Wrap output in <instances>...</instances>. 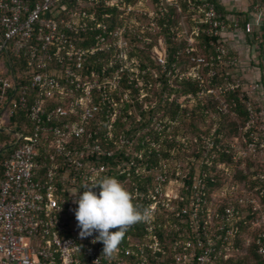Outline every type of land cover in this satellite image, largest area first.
Listing matches in <instances>:
<instances>
[{
  "label": "built area",
  "instance_id": "built-area-1",
  "mask_svg": "<svg viewBox=\"0 0 264 264\" xmlns=\"http://www.w3.org/2000/svg\"><path fill=\"white\" fill-rule=\"evenodd\" d=\"M73 1L78 4H70ZM199 1L214 4L210 0ZM217 1L224 4V0ZM248 2L257 4L250 11L255 22L248 21L242 30L263 46L259 61L264 66V0ZM95 5L82 4V0H0V133H13L8 121L14 117L23 116L30 123L26 122L22 131H14L17 139L5 149L8 155L2 163L0 264H242L238 262L241 257L236 259L233 254L247 255L252 246L256 247L259 261L264 263V232H257L248 240L244 251L236 248L234 241L244 219L236 205H248L254 211L261 205L263 210L258 211L264 218V205L260 203L264 200L262 171L251 172L253 181L258 183L254 188L248 184L231 187L230 192L229 188H220L216 197L227 206L224 215L215 214L211 219L209 211L203 209L208 192L202 178L205 175L189 177L192 184L187 185L183 178L189 173L183 176L184 170L176 162L175 168L166 170L165 176L157 175L153 179V185L147 187L148 193L135 189L131 196L135 207L141 209L145 238L124 236L127 227L118 248L106 255L99 251L103 242L96 240L98 233L81 237L75 217L77 197L73 194L78 191L82 194L86 190L82 185L105 178L107 169L94 165V157L113 156L111 150L104 151L92 141L98 130H92L91 126L108 120L109 134L105 136L112 139L111 129L119 113H111L113 101L106 91L109 86L112 90L117 88L119 73H129L130 77L135 73L140 75L138 64L130 65L133 61L129 59L131 50L126 43L122 44L125 49L109 57V62L99 57L100 54L110 56L114 39L107 38L108 23L99 19L96 12L86 9ZM208 7L205 17H199L200 24L207 25L206 33L222 37L231 27L213 6ZM241 18L233 20V30L241 28ZM123 32L124 28H118L114 37L121 39ZM196 32L199 33V27ZM217 51L220 63L227 60L243 72L241 59L232 60L224 45ZM197 61L205 62L202 58ZM100 62L105 64L102 70H95ZM159 62L165 68V60L160 58ZM115 63L120 67L112 74L110 69ZM228 87L229 91H240V100L247 103L248 120L242 128L247 137L245 150L230 145L226 154L234 161L232 153L235 152L241 158L239 163H246L249 157H260L264 165L261 84L240 78ZM121 142L128 146L124 149L127 154L131 144ZM131 165L137 167V173L142 172V165L137 166L135 162ZM226 165L220 162L217 168L223 169ZM168 172L180 180L170 179ZM93 191L98 193L99 186ZM177 201H188V204L177 210ZM144 202L146 208H143ZM161 212H168L170 224L173 221L185 224V218H190L189 226L185 225L180 232L186 240L177 241L171 250L165 248L156 232L155 223ZM201 215L207 218L204 223ZM254 225L257 226L256 221L249 228ZM257 262L253 259L250 264Z\"/></svg>",
  "mask_w": 264,
  "mask_h": 264
},
{
  "label": "trees",
  "instance_id": "trees-1",
  "mask_svg": "<svg viewBox=\"0 0 264 264\" xmlns=\"http://www.w3.org/2000/svg\"><path fill=\"white\" fill-rule=\"evenodd\" d=\"M210 1L214 4H202L199 0H192V4H190L188 0H82V4H96L93 8L88 7L86 9L90 12H96L99 19H104L108 23L109 33L107 38L109 41L112 37L114 39L112 44L114 45L112 48L113 52L109 53L110 56L100 54L99 57L108 59L107 62H109V57L113 58L116 53L125 49L122 44L126 43V47L131 49L129 59L138 63L136 68L140 71L139 77L133 80H131L129 73H119L117 76L119 79L117 88L112 90V86L108 87L106 93H108L113 101L111 113L113 115L119 113L117 115V120L111 129L113 137L112 139H109V137L105 136L109 134L107 128L108 120L103 119L102 124L100 123L101 125L99 124V126H96V123L92 124V130H98V134L93 136L92 141L100 144L104 151L111 150L113 156L94 157L92 162L98 168L102 166L105 167L107 169V174H103L104 177L116 178L119 180L125 185V188L129 191L131 196L135 189L148 193L147 187L153 185V178L157 175L165 176L166 170L171 171L170 168H165L166 163L169 165V163L184 162L187 164V168L183 172V176H186V172L189 174H187L186 178H183V181L187 185H191L192 180H189V177L192 178L197 174L200 176L205 175L206 177L204 176L202 178L207 183L208 192L205 196L207 204L203 209L207 211L208 207L212 206L215 209V214L222 216L224 215L227 204L221 203L215 207L216 202L219 203L215 194L220 188L226 186L225 182L227 177L223 172L225 170L218 169L217 165L220 162L227 163V166L233 163L232 157L226 154V151L230 149V144L224 143V140L237 137L240 126L245 125L247 122V103L240 100L239 90L225 91V84L228 82L232 83L233 77L228 71L223 70V72H220L218 67L219 52L217 51V48L220 47V45H224L226 51L234 56L236 52L233 50V43L224 40L223 35L222 37H214L213 35L206 33L207 25L200 24L197 19L194 20V16L200 15V17L204 18V12L209 8L208 6H213L216 12L221 15V18L231 27V29L233 20L237 17H242L241 20L243 21L240 20V29H242V27L248 22V13L230 14L226 12V9L222 4H218L217 0ZM70 4L78 3L73 1L70 2ZM107 4L114 5L109 6ZM122 4L128 7H125L122 10ZM142 4H153L154 9L157 12L159 11L161 4H168L170 7L171 4H174L176 10L174 12V9L171 8L170 12L164 15V17H161L159 21H157V17L153 19L150 18L146 12L141 13L142 17L148 20L149 26L143 31L142 29H144V26H135L136 23L131 22V18L129 21L123 19L124 12L127 11L129 6L136 7ZM254 5L257 4L251 5V8L249 9L251 12ZM260 6L261 10L262 4H260ZM177 8L182 10L180 12L182 15L186 14L188 16V22L191 24V36H194V40L197 43L195 52L190 48L188 39L186 40L180 36L178 37V33L175 32V30L179 31V22L174 18V15L178 12ZM153 21H157L160 27L155 26ZM152 26L159 30L157 35L149 32L153 30L151 28ZM120 27L124 28L121 39L119 37H114V33ZM197 27H199V33L195 36V29ZM148 32L150 34H148ZM161 35H164L167 54V61L165 64L166 69L164 73H161L163 66L159 65L149 54V51L154 46V38ZM140 45H145V47H141ZM200 58H204L205 60V62L201 64L203 66L202 73L204 75H210L212 72L214 73L209 77L210 82H208V86L222 90L225 102L230 106L228 114L223 113L216 102L209 100L211 99L209 94H203L200 96L203 90L205 92L209 91V89L204 88V83L202 84L201 80L194 76L189 78L183 77L180 79V74H184L183 70L176 74L178 68L184 65H192V63H194L192 61ZM103 65H105L104 62L98 63L95 65V70L101 71ZM15 66L17 67V65H14V67ZM119 67L120 64L115 63L110 69V72L115 74ZM170 71L172 74L167 76ZM174 76V84L169 83ZM139 79H142L143 81V86L141 87L138 86ZM200 84L203 85L202 87L204 89L201 88ZM126 96L128 97V100H126ZM190 97H192L193 100L195 99L193 109L189 110L186 109V107L185 110H183L185 103L187 106V101ZM181 99L184 100V103L180 102ZM108 107L110 108V106ZM158 117L161 118L159 119ZM211 119V124L215 127V132L211 135L207 134V137H204L203 135L206 134L200 133L198 127L199 123L205 124ZM154 120H157L158 122L156 125H154ZM8 122L13 133H0V152L9 148L10 145L16 141L17 137L15 136L14 131H22L27 121L23 116H19L11 118ZM185 122H190L189 133L197 135L195 143L191 142L192 144H188L187 147L190 149L193 145H199V150L191 155L188 154V150L183 149L185 145L177 148V142H175L176 136L172 139L167 134L169 128L176 129L175 125H178L179 123L178 127L180 129ZM27 124L30 125L28 122ZM185 126H187V124H185ZM208 132L210 133V131ZM121 141L131 144V149L127 154L124 152V149L128 146L121 144ZM206 141L212 143L211 148L204 147V145H209ZM205 153L206 155L204 156L203 154ZM7 155L8 152L0 154V178L2 176V163ZM200 158L204 159L199 163L200 166L197 167L196 160ZM206 160H209V165L206 164ZM132 162H135L137 166L142 165V172L137 173V167L132 166ZM250 166L252 165L247 160L246 170H231V173L233 174L232 177L236 178L233 180L236 185L243 187L245 184H248L252 188L258 185V183L252 179L253 174L249 172ZM198 168L199 171L197 170ZM169 174L170 172H168V177ZM172 177H174V175ZM132 183L133 186H131ZM126 185L128 186L126 187ZM260 203L264 205V200H260ZM175 204H177L176 208L179 210L188 204V201H177ZM146 206L147 204L144 202L143 208H146ZM235 207H237V212L240 214V217L244 219L241 222L243 224H241L234 241L236 248H240L241 251H244L240 246L243 242L242 237L244 238L245 235L249 233L250 223L257 221L260 214L258 210L254 211L253 208L248 205H236ZM137 210L138 212H141L140 208H137ZM201 216L202 223H204L207 218L205 215ZM168 221V212H161L157 217L155 224H157L158 227L160 226L159 228H156V232L161 237L162 243L166 246L165 248L171 250L172 246L177 241L182 242L186 240L184 236L180 235V232L185 229V225L189 226L190 218H185V224L175 221H173L175 224H170ZM144 225V223L138 220L128 226L129 229H127L124 236L127 235L139 239L145 238L147 233ZM174 225H176L177 228H174ZM259 232L262 231L260 230ZM255 248L256 247L252 246L250 248V253L241 257L238 262L247 264V260L251 263L254 259L258 260L256 264H264L262 261H259V255L256 254ZM99 249L100 252H103L104 244L101 245Z\"/></svg>",
  "mask_w": 264,
  "mask_h": 264
},
{
  "label": "rangeland",
  "instance_id": "rangeland-1",
  "mask_svg": "<svg viewBox=\"0 0 264 264\" xmlns=\"http://www.w3.org/2000/svg\"><path fill=\"white\" fill-rule=\"evenodd\" d=\"M251 5L252 4L249 5V8L248 9L251 8ZM121 6H122L121 7L122 10L125 7H128L126 5H121ZM161 6H160L158 12L155 11L153 4H142V5H139V6H136V7L131 6L132 8H129V9H127V11L124 12L123 19H125V21H129L130 18H131L132 20H130V21L131 22H135L136 23L135 26L136 25L137 26H140V25L144 26V29H142L144 31L149 26H148V20H146V18L142 17L141 13H145L146 12L150 18L153 19V18L157 17V21H159V19L161 17H164V15H166L167 13L170 12V9L171 8L174 9V12L176 10V6L174 4H171V7L168 4L167 5L166 4H161ZM177 10H178V12H176V14L174 15V18L177 19L178 22H179V31L180 32L179 31H176V30H175V32L178 33V37L180 36L183 39H186V40L188 39L190 48H192L193 52H195L196 51V46H197L196 44L197 43L194 40V36L193 37L191 36V33H192L191 32V24L188 22V16L186 14L182 15L180 13L182 11V10H180V8H177ZM191 10H192V8H191ZM226 12L227 13H230V14H232V13L235 14V12H232L229 9H226ZM199 17H200V15L194 16V20L197 19V20H199V23H200V18ZM229 18H231V17H229ZM157 21H153V24L155 26H157V27H160L158 25ZM151 28L153 30L152 31H149V32H152V34L157 35V32L159 30L156 29V27H154V26H152ZM197 28L195 29V36L197 34V32H196L197 31ZM149 32H148V34H150ZM153 43H154V46L149 51V54L160 65L161 64L159 62V59L160 58H163L165 60V62L167 60L166 46H165V43H164V35H161L159 37L156 36L154 38V40H153ZM255 44H256L255 48H256V51H257V55L260 57L263 46L259 42H256ZM140 46L141 47H145V45H140ZM129 50H131V49L129 48ZM229 56H230V58L232 60L234 58H239L240 57V56L237 55V53L234 54V56L231 55V54H229ZM202 59H204V58H202ZM192 62H194V63H192V65H190V64L189 65H184V66L178 68L176 70V74L177 73H180L181 70H183L184 74L183 75L180 74V77H179L180 79L183 78V77L189 78L191 76H194L195 78H198L199 80H201V83L202 84L204 83V88L209 89V91L208 92H205L203 90V92L200 94V96L203 95V94H209L211 96V99H209V100H213L214 102H216L219 105V107L222 110V112L224 110H226V108H227L226 112H223V113L228 114L229 113L230 106H229L228 103L225 102V98L222 95V90L221 89L211 88V87L208 86V82H210L209 77L211 75H213L214 73L212 72V74H210V75L209 74L208 75H204L202 73V67L203 66L201 65L203 63H199L197 60H194ZM131 64L137 65L138 63L136 61H133V62H130V65ZM241 64H242L243 67H245L244 66L245 63H243V61L241 62ZM218 67H219L220 72H223V70L229 72V74L233 77V82L232 83H235L236 84L240 78L246 77L245 74H243L242 71L238 67H233L232 65H230L227 62V60L224 63H220L219 62V66ZM165 69L166 68L162 67L161 73H164ZM238 70L241 72V74H240V72ZM134 71H135V69H134ZM136 72H138V71H136ZM171 74L172 73L169 72L167 76H170ZM137 77H138L137 76V73H135V75H131L130 78H131V80H133V79H135ZM174 78H175V76L172 77V79H171V81H169V83L174 84ZM247 81H249V80H247ZM230 83L231 82L226 83L227 85L225 84V87H227L228 84H230ZM202 84H200L201 88H203L202 87L203 86ZM138 86H140V87L143 86L142 79L141 80L139 79ZM229 88L230 87L225 88V91L231 90ZM194 101H195V99L193 100V98L190 97L188 99V101H187V106H186V103H185V105H184L185 107H184L183 110H185L186 107H187L186 109H189V110L193 109V107H194ZM180 102L181 103H184V100L181 99ZM161 117H162V114H161ZM161 117H158V118L160 119ZM232 118H233V116H232ZM157 123H158L157 120H154V125H156ZM211 123H212V119L211 120H208L205 124L199 123V126L198 127H199V130H200V133L201 134H206V135H203L204 137H207V134H210V135L211 134H214L215 127H213ZM185 124H187V126H185ZM185 124L183 126H181L180 129L178 127L179 123H178V125L176 124L175 125L176 126V129L169 128L167 130V134L172 139H174V137L176 136V141L175 142H177V148L178 147H182V146L185 145L183 147V149L184 150H188V154L191 155V154L196 153L199 150L198 149L199 148V145H193L192 148H190V149L187 147L188 144H192L191 142L195 143V138L197 137V135H192L191 133H189V131H190L189 130L190 122H185ZM243 127H244V125L240 126V129L238 131V136L237 137L230 138V139H226V140H224V143H229L230 145H235V146L241 147V148H243L245 150V146L244 145H246L245 140H247V137H245L246 135L244 134V131L242 129ZM241 129H242V132H241ZM208 131H210V133ZM206 142L209 145L212 144L210 141H206ZM204 147L207 148L208 145L207 146L204 145ZM247 153L248 152H246V154ZM232 154L234 156L233 163L231 165H229V166L226 165L222 169V170H225V171H223L224 172V175L227 174V175H225L227 177L226 182H225L226 183V186H223V187H226V189L229 188L228 189V192H230V188L231 187H235L236 186V184L233 182V180H235L236 178L232 177L233 174L231 173V170H233V169H238V170H243L244 169V170H246V163L243 162L241 164H238L239 161L241 160L240 156L237 155L235 152L232 153ZM203 155H206V154H203ZM202 159H204V158H200V159L196 160L197 167L200 166L199 163L202 162ZM248 159H249L248 161H250L249 163L252 165V166L249 167V172L250 173L253 172V173L257 174L258 172H261V171L264 172V165L261 163L262 162V158L259 157L257 159H254V158L249 157ZM207 161H209V160H206V162ZM177 163L179 164V166H182V168H183L184 171L186 170V168H187V164L186 163H184V162H177ZM165 168L166 169L170 168L172 170V169L175 168V165H174V163H169V165L166 163ZM197 170L199 171V168ZM228 174H229V177H228ZM169 178L170 179L180 180L177 177H172V175H170V174H169ZM127 186L128 185H126V187ZM131 186H133V183L131 184ZM173 186L176 189H178V186L177 185H173ZM135 187H137V186H135ZM218 194H219V191L215 195H218ZM218 200H219V203L216 202L215 207L221 204V200L220 199H218ZM260 206L257 207L256 210L262 209V207L260 208ZM207 210L209 211V214L211 215V219H213V215L215 214V212H214L215 209L212 206H209ZM256 225L257 226L254 225L253 228L250 229L249 233H247L244 238L242 237L243 242L240 244V246H241L242 249H245V243H247L248 240H252L256 236L257 232H259L260 230L262 232H264V218L262 219V217L260 215L258 216V220L256 221ZM239 250H241V249H239ZM233 255H234V258L238 259L239 257H244L246 254H243L241 252H238V254L237 253H234ZM247 264H250L249 260H247Z\"/></svg>",
  "mask_w": 264,
  "mask_h": 264
},
{
  "label": "clouds",
  "instance_id": "clouds-1",
  "mask_svg": "<svg viewBox=\"0 0 264 264\" xmlns=\"http://www.w3.org/2000/svg\"><path fill=\"white\" fill-rule=\"evenodd\" d=\"M99 186L100 191H93ZM77 197L75 217L81 237L98 233L96 240L103 242V254L111 255L119 246L127 227L141 219L125 186L116 178H104L95 184L82 185ZM110 229H117L110 231Z\"/></svg>",
  "mask_w": 264,
  "mask_h": 264
},
{
  "label": "crops",
  "instance_id": "crops-1",
  "mask_svg": "<svg viewBox=\"0 0 264 264\" xmlns=\"http://www.w3.org/2000/svg\"><path fill=\"white\" fill-rule=\"evenodd\" d=\"M248 0H224V8L229 9L235 14H247L248 21L255 22V17L250 14ZM245 19V18H244ZM224 40L232 42L234 51L237 53L245 67H241L246 80L249 82H259L261 89L259 91V99L264 106V66L260 63V57L256 51V41L251 35L245 33L244 30H232L229 28L223 33ZM247 66V67H246Z\"/></svg>",
  "mask_w": 264,
  "mask_h": 264
},
{
  "label": "water",
  "instance_id": "water-1",
  "mask_svg": "<svg viewBox=\"0 0 264 264\" xmlns=\"http://www.w3.org/2000/svg\"><path fill=\"white\" fill-rule=\"evenodd\" d=\"M5 151H6V150H2V151L0 152V154L3 153V152H5Z\"/></svg>",
  "mask_w": 264,
  "mask_h": 264
}]
</instances>
